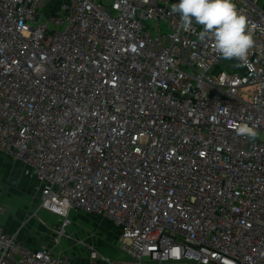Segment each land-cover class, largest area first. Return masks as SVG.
Instances as JSON below:
<instances>
[{
	"label": "built area",
	"instance_id": "obj_1",
	"mask_svg": "<svg viewBox=\"0 0 264 264\" xmlns=\"http://www.w3.org/2000/svg\"><path fill=\"white\" fill-rule=\"evenodd\" d=\"M50 1L0 0V151L39 182L60 234L82 210L120 227L125 264H264L258 0H234L257 25L246 72L202 26L180 27L179 0H60L44 14ZM0 264L75 263L0 219Z\"/></svg>",
	"mask_w": 264,
	"mask_h": 264
},
{
	"label": "crops",
	"instance_id": "obj_2",
	"mask_svg": "<svg viewBox=\"0 0 264 264\" xmlns=\"http://www.w3.org/2000/svg\"><path fill=\"white\" fill-rule=\"evenodd\" d=\"M59 3L60 0H51L42 9L49 14ZM258 3L264 11V0H258ZM39 195V182L25 174L24 162L0 151V205L4 207L0 219L6 231L15 233L31 247L46 245L63 251L75 264H125V253L118 247L121 229L116 223L83 224L87 225L86 228H93V233L80 225H69L65 233L60 234L59 215L41 207ZM70 214L74 216L78 212L71 210ZM103 225L112 230L110 236L101 228ZM94 250L96 256H92Z\"/></svg>",
	"mask_w": 264,
	"mask_h": 264
},
{
	"label": "clouds",
	"instance_id": "obj_3",
	"mask_svg": "<svg viewBox=\"0 0 264 264\" xmlns=\"http://www.w3.org/2000/svg\"><path fill=\"white\" fill-rule=\"evenodd\" d=\"M171 12L179 14L180 27L186 32L193 30V22L202 26L198 39L211 42L212 51L220 58L248 62L257 25L237 8L234 0H179L171 5ZM235 131L251 139L258 136L247 124L235 125Z\"/></svg>",
	"mask_w": 264,
	"mask_h": 264
},
{
	"label": "rangeland",
	"instance_id": "obj_4",
	"mask_svg": "<svg viewBox=\"0 0 264 264\" xmlns=\"http://www.w3.org/2000/svg\"><path fill=\"white\" fill-rule=\"evenodd\" d=\"M111 1L112 0H106L105 2L106 3H111ZM44 14H47L46 12H44ZM148 24H150V25H154V26H159V27H161V26H163V24H153V23H151L150 21H148L147 22ZM153 26V27H154ZM254 88H255V86L254 85H247V86H244V87H242L241 89H240V93L246 98V99H249L251 96V92L254 90ZM35 196L37 197V194H35ZM77 212H78V215L76 214V215H72L71 216V214L69 213V217H70V219H71V223L69 224L70 225V227H74V225H80V226H82V228H84V230L85 231H89V232H91V233H93V230H91V229H93V228H86V226L87 225H84L83 226V224H85V223H90V225L89 226H92V225H94V224H96V223H102V222H105V221H110V222H113V223H115L110 217H108L107 215H105V214H98V213H87V212H84V211H82V210H77ZM101 228H103V231L104 232H106V233H108V235L110 236L111 235V232H112V230L106 225V226H104L103 225V227H101ZM111 231V232H110ZM71 235V234H70ZM108 240V239H107ZM81 241H83V239L81 240ZM104 241V240H103ZM68 243L69 244H71V241L69 242L68 241ZM76 244V243H75ZM77 244H81V243H79L78 241H77ZM83 244V243H82ZM84 245V244H83Z\"/></svg>",
	"mask_w": 264,
	"mask_h": 264
},
{
	"label": "water",
	"instance_id": "obj_5",
	"mask_svg": "<svg viewBox=\"0 0 264 264\" xmlns=\"http://www.w3.org/2000/svg\"><path fill=\"white\" fill-rule=\"evenodd\" d=\"M235 64L236 66L240 69V71L242 72H246V68L241 64V62L235 58L231 59Z\"/></svg>",
	"mask_w": 264,
	"mask_h": 264
}]
</instances>
